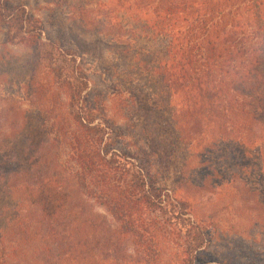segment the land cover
I'll return each instance as SVG.
<instances>
[{"label": "trees", "instance_id": "trees-1", "mask_svg": "<svg viewBox=\"0 0 264 264\" xmlns=\"http://www.w3.org/2000/svg\"><path fill=\"white\" fill-rule=\"evenodd\" d=\"M64 4L0 0V264H264V0Z\"/></svg>", "mask_w": 264, "mask_h": 264}, {"label": "rangeland", "instance_id": "rangeland-1", "mask_svg": "<svg viewBox=\"0 0 264 264\" xmlns=\"http://www.w3.org/2000/svg\"><path fill=\"white\" fill-rule=\"evenodd\" d=\"M22 3L26 4L31 11L35 13L39 18H48V5L57 0H19ZM66 5L71 6L67 9L64 4L63 11L61 14L63 16V12L71 15V19L75 18V22L80 24L83 28L87 30H94L99 26L100 19H102V11L99 10L100 2L102 0H63ZM53 7V6H52ZM73 8V9H72ZM65 15V14H64ZM91 32V31H90ZM19 52V55L27 58L28 53L23 49L13 48ZM134 143L133 140H127L126 145L129 143ZM167 169L163 171V177L160 180V184H167L168 186H174L173 173H169ZM227 200L223 198V196H212V198H205L202 201V206L206 207L208 210H213L219 214L220 220L223 224H228V235L226 236L229 240L230 244L232 242H240V239L244 238L247 233L244 227L240 226V222L243 221V216L239 212H236L226 205ZM227 241H224L220 246L215 248V252L217 254H222L224 250H229L230 245H228ZM232 246V245H231Z\"/></svg>", "mask_w": 264, "mask_h": 264}]
</instances>
